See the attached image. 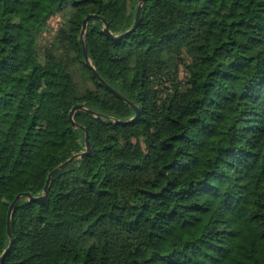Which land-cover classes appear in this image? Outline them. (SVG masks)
<instances>
[{"label":"trees","instance_id":"trees-1","mask_svg":"<svg viewBox=\"0 0 264 264\" xmlns=\"http://www.w3.org/2000/svg\"><path fill=\"white\" fill-rule=\"evenodd\" d=\"M0 0V264H264V0ZM61 17L52 31L50 21ZM78 110L72 125L69 113ZM116 120L125 123L115 122ZM128 121V122H127Z\"/></svg>","mask_w":264,"mask_h":264},{"label":"water","instance_id":"water-1","mask_svg":"<svg viewBox=\"0 0 264 264\" xmlns=\"http://www.w3.org/2000/svg\"><path fill=\"white\" fill-rule=\"evenodd\" d=\"M145 0H139L138 1V6H137V10H136V16H135V23L133 28L124 33L123 35H114L111 31H110V26L109 23L107 22V20L101 16H98L96 14H89L87 15L82 23V29H81V39L83 40V51H84V58H85V62L87 63V65H89L93 72L94 75L97 77V79L99 80V82L106 88H108L109 90H111L112 92H114L119 98H121L123 101H125L128 105H130L136 112L135 116L130 120L133 121L135 120L140 113L139 108L134 105L131 101H129L126 97H124L122 94H120L116 89H114L109 83H107V81H105L101 75L99 74V72L96 70V68L93 65V62L91 61L89 54H88V48H87V41H86V33H87V28H88V24L90 21L92 20H101L104 24V31L107 33L108 36L112 37L113 39H119L122 36H125L127 33L133 32L134 30H136V28L138 27L139 21H140V17H141V13H142V9L144 6ZM78 110H84V111H88L92 114H95L94 112H92L91 110H88L87 108L84 107L83 104H76L70 111L69 113V119L72 122V125L74 127L80 128L81 126L79 124H77L74 120V115L75 112ZM96 117H98L97 114H95ZM115 122L118 123H125L124 121L121 120H116ZM128 122V121H127ZM85 131V150L77 153L75 155H73L72 157H70L68 160H66L65 162H63L62 164H60L59 166H57L55 169H53L47 178V182L45 185V188L43 190V193L39 196H32L30 193H20L18 194L14 201L12 202V204L10 205L9 211H8V220H7V233L10 239V243L8 248L3 252V254L0 257V262L3 260L4 256L6 255V253L11 249L12 243H13V234H12V229H11V218H12V214L14 212L15 207L17 206L18 202L20 201V199L22 197H27L29 198L31 201H38V202H43L44 200L47 199L48 197V193H49V187H50V183L51 180L53 178L54 175H56L58 172H60L61 170H63L65 167L69 166L71 163H73L75 160L77 159H83L85 156L90 155L92 153V148H91V143L89 140V135L87 132V129L82 127Z\"/></svg>","mask_w":264,"mask_h":264},{"label":"rangeland","instance_id":"rangeland-1","mask_svg":"<svg viewBox=\"0 0 264 264\" xmlns=\"http://www.w3.org/2000/svg\"><path fill=\"white\" fill-rule=\"evenodd\" d=\"M60 22H61L60 16H56L50 21V27H51L52 31H54L58 28Z\"/></svg>","mask_w":264,"mask_h":264}]
</instances>
